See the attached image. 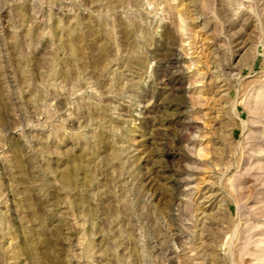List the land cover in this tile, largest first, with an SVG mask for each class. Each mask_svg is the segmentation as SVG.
Masks as SVG:
<instances>
[{
    "label": "rangeland",
    "instance_id": "1",
    "mask_svg": "<svg viewBox=\"0 0 264 264\" xmlns=\"http://www.w3.org/2000/svg\"><path fill=\"white\" fill-rule=\"evenodd\" d=\"M0 264H264V0H0Z\"/></svg>",
    "mask_w": 264,
    "mask_h": 264
}]
</instances>
